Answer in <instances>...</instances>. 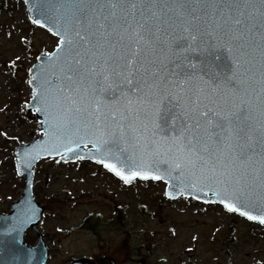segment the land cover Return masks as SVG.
Listing matches in <instances>:
<instances>
[{"label":"water","instance_id":"water-1","mask_svg":"<svg viewBox=\"0 0 264 264\" xmlns=\"http://www.w3.org/2000/svg\"><path fill=\"white\" fill-rule=\"evenodd\" d=\"M23 2L28 19L58 37L59 42L58 47L50 55H40L28 73V84L32 92L25 109L28 113L31 110L35 111L30 114L29 119L40 125L42 138L15 149V170L18 176L25 177V185L20 199L11 204L9 208L11 212L0 214V264H45L47 260L48 250L37 228L44 209L34 201L32 196V168L40 159L47 157H58V161L64 163L77 160L91 161L103 166L126 185H130L136 179L161 181L166 184L165 195L169 199H176L179 196L192 197L199 202L223 206L228 213H236L249 221L264 225V222L252 220L244 216L242 212L229 210L222 202L223 198L217 200L212 192L186 190V186L196 179L188 170L175 169L170 178L155 179L138 176L131 181H125L102 164L100 159L93 158L94 154H99V150L91 142L93 131L91 126L85 129L82 124L74 123L66 135H61L58 132V125L62 128L63 118L57 113L56 119L51 121V135H46V131H49V124L46 123L49 117L43 110L37 111L41 107L37 92L42 90L45 80H50L53 84L59 83L60 76H52L54 71L59 73L64 59V54L60 52L59 47V33L63 31L61 25L74 26L72 20L74 12L69 6L75 0H23ZM135 2L137 8L133 10L127 6L129 0H119L121 7L115 10L116 17L124 27L131 25L126 35H130L137 24H143L150 30L152 43H141V56L144 59L135 65L136 71L133 73V78H143L148 85L155 83L158 87H145L137 94L134 88L129 90L128 86L117 81V87L114 90H108L103 94V100L109 102L107 104L101 102L100 111L105 116H108L110 120L119 121L123 115L128 117L124 123H131L136 113L143 117L144 113L152 109L158 98V92L178 96L180 100L174 103L182 104L184 110L189 112L210 110L227 114L235 111L236 105L244 100L252 104L253 116H258L261 88L264 87L262 0H135ZM57 3H63L65 7L57 9L54 7ZM104 14L108 15V11L106 10ZM37 19L44 23H35ZM124 27L119 28L118 31L123 32ZM109 41L114 42L115 37H109ZM92 51L98 53L95 58L98 61L97 70L103 71L104 60L109 56L116 58L120 54V47L116 44V50L113 51L108 44H105L103 48L94 47ZM58 53H60V61L56 60ZM85 63L91 66V60L86 59ZM111 63L112 61L109 60L110 65ZM190 63L194 67H190ZM237 80L242 82L240 91H234ZM88 86V81H84L79 85L80 93L77 95L74 92L71 99L80 103L83 97L94 104L95 98L83 91ZM73 87L75 88L76 85ZM121 89L128 92L126 97H121ZM67 103L68 107H75L70 101ZM90 110L95 111L94 107ZM178 111L180 109L172 107L167 113V118L170 120L171 116ZM112 112H116L114 117L111 116ZM67 115L68 118H73L75 113ZM85 122L91 124L90 121ZM142 123V119L137 120L136 126L140 127ZM77 127H79L78 133ZM69 135L77 146L68 143ZM80 136L84 137L82 143ZM62 144H67L71 151L65 152ZM253 144V157L246 169L245 183H249L254 195L252 202L244 210L259 215L261 214L258 200L259 187L255 172L259 168L257 161L260 159L261 152L258 132L254 134ZM54 148L55 151H53ZM165 149L166 145L163 146L162 151ZM132 150L130 140L125 154L130 155ZM136 151L139 155V147ZM171 154H175V151L173 150ZM111 162L116 163L118 167H124L115 157ZM160 167L163 170L167 169L168 165L161 163ZM170 192L171 195H169ZM27 229L33 230L37 236V243L33 247H27L23 243V235ZM70 264L94 263L86 259H78Z\"/></svg>","mask_w":264,"mask_h":264},{"label":"rangeland","instance_id":"rangeland-1","mask_svg":"<svg viewBox=\"0 0 264 264\" xmlns=\"http://www.w3.org/2000/svg\"><path fill=\"white\" fill-rule=\"evenodd\" d=\"M56 46L29 23L22 0H0V213L9 212L24 184L14 148L41 137L24 107L28 69ZM164 189L160 182L124 186L91 163L39 161L32 192L44 209L38 229L49 249L46 264H264V226L191 199L169 201ZM24 242L34 245L35 233L26 231Z\"/></svg>","mask_w":264,"mask_h":264},{"label":"snow or ice","instance_id":"snow-or-ice-1","mask_svg":"<svg viewBox=\"0 0 264 264\" xmlns=\"http://www.w3.org/2000/svg\"><path fill=\"white\" fill-rule=\"evenodd\" d=\"M127 6L133 10L137 8L135 0H129ZM54 7L60 9L65 5L57 3ZM69 7L74 12V26L61 25L63 31L59 33V47L64 59L59 73L52 72V76H60L59 83L53 84L50 80H45L42 90L37 92L41 105L37 111L43 110L49 117L46 121L49 131L45 134L51 135V121L56 119L57 113L63 118L62 128L58 125L61 135H66L74 123L82 124L85 129L91 126V142L99 150V154H94L93 158L100 159L102 164L125 181L138 176L170 178L175 169L188 170L196 179L186 186V190L212 192L217 200L223 198L222 202L229 210L242 212L252 220L264 222V87L261 88L258 116H253L252 104L244 100L236 105L235 111L227 114L210 110L189 112L184 110L182 104L174 103L180 100L178 96L158 92L152 109L144 113L143 117L136 113L132 122L127 124L124 121L128 117L123 115L119 121L110 120L100 111L101 102L109 103L103 100V94L114 90L117 81L128 86L129 90L134 88L137 94L145 87H158L155 83L148 85L143 78H133L135 65L144 59L141 56V43H152L150 30L143 24H137L131 34L126 35L131 25L124 27L117 20L115 10L121 7L119 0H75ZM261 8H264V0ZM106 10L108 15L104 14ZM35 23L42 24L44 21L37 19ZM122 27L124 31H118ZM145 32L148 34L145 35ZM111 36L115 37L114 42L109 41ZM105 44L113 51L116 50V44H119L120 54L116 58L109 56L105 59L104 70L98 71V61L95 59L98 53L92 49L103 48ZM86 59L91 60L90 67L85 63ZM56 60L60 61V53ZM109 60L112 61L111 65ZM189 66L194 67L191 63ZM110 68L113 70H109ZM84 81H88L89 86L83 91L95 98L94 104L83 97L80 103L71 99L74 92L77 95L80 93L79 85ZM241 84V81H235L234 91H240ZM127 95L128 92L121 89V97ZM69 101L75 105L74 108L68 107ZM82 104L86 106H81ZM93 107L95 111L90 110ZM172 107H177L180 111L169 120L167 113ZM73 112L74 117L68 118L67 114ZM115 115L116 112L111 113V116ZM141 119L143 123L137 127L136 121ZM85 121H90L91 124ZM76 131L79 132V127ZM256 132L259 133L261 148L260 159L257 161L259 168L255 170L259 187V215L244 210L252 202L254 195L249 183H245V176L252 161ZM79 139L82 143L84 137L80 136ZM130 140L133 150L130 155H126ZM68 143L77 146L70 135ZM165 145L166 149L162 151ZM61 146L65 152L71 151L67 144ZM55 150L54 148L53 151ZM173 150L175 154H171ZM113 157L124 167L112 163ZM161 163H166L168 168L162 170ZM171 194L170 192L169 195Z\"/></svg>","mask_w":264,"mask_h":264}]
</instances>
